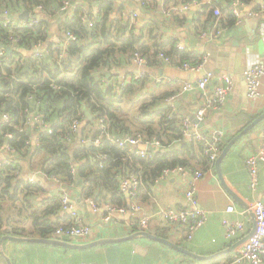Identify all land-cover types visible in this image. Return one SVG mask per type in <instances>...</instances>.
<instances>
[{"label":"trees","instance_id":"obj_1","mask_svg":"<svg viewBox=\"0 0 264 264\" xmlns=\"http://www.w3.org/2000/svg\"><path fill=\"white\" fill-rule=\"evenodd\" d=\"M63 1L0 0V13L6 6L20 11L42 5L47 14L35 26L17 29L20 49L6 53L8 65L0 59V111L12 117L10 123L0 120V145L7 141L19 152L18 162L0 165V242L7 235L52 238L56 227L73 223L71 215L67 216L66 223L61 222L65 210L62 192H48L41 179L31 181L24 176L25 168L34 169L33 158L39 161L36 170L40 169L43 175H55L67 186L77 188L83 199L92 198L98 205L108 202L117 206L127 203L121 190V177L130 172L140 173V188L150 189L165 168L205 171L211 165L200 143L180 142L184 120L171 114V106H160L176 92L164 91L158 95L144 92L152 81L149 74L118 84L120 74L115 71L117 66L128 63L126 57L136 51L147 56L150 68L160 65L159 52L169 56L173 64L181 65L200 63L202 54L193 56L186 48L179 49L175 39L160 33L155 19L140 28L130 25L131 19L123 14V7H117V0H82L81 4L79 0H71L75 8L60 16ZM189 1L192 0H169L168 5ZM232 2L205 3L198 17H205L204 24L210 27L217 19L221 20L222 27L226 20L234 25ZM94 6L99 9L96 16ZM215 8H220L219 17L214 13ZM58 16L57 30L71 31L77 37L70 41L62 59L59 58L60 41L48 42L53 20ZM85 16L90 17L92 25L84 20ZM186 16V13H175L171 18L182 22ZM9 35L0 22V49L8 47ZM39 42L44 48L35 53L33 47ZM17 56L25 57L24 62H13ZM14 74L24 81L12 78ZM127 102L131 105L126 109ZM86 109L93 115L88 127L73 134V143L67 142L70 123L76 117L85 119ZM31 111L40 113L52 131L42 130L37 124L26 126L25 120ZM100 119L105 121V130L100 128ZM6 133L14 136L5 139ZM99 135V146L77 142ZM109 135H141L145 140L157 139L161 146H151V154L142 156L138 153L139 147L132 151L121 148ZM160 228L152 231L170 239L168 228ZM176 243L183 245V241ZM188 260L195 262L192 257ZM233 261L221 257L192 264H233Z\"/></svg>","mask_w":264,"mask_h":264},{"label":"crops","instance_id":"obj_2","mask_svg":"<svg viewBox=\"0 0 264 264\" xmlns=\"http://www.w3.org/2000/svg\"><path fill=\"white\" fill-rule=\"evenodd\" d=\"M202 1L213 3V0ZM81 3L84 1L79 0L78 4ZM162 3V0H147V3L143 5L140 1L117 0V7H123L125 10H122L123 12L137 11L136 26L138 28L150 20H157L160 33L168 38L178 35L187 51L191 52L193 56L202 54L203 51H209L210 58L205 68L200 71H188L183 69L181 64H173L163 68H150L147 65L141 69L135 64L125 62L124 65L117 66L115 71L119 74L146 71L152 75L154 80L159 77L168 79L169 83L162 86H155L151 83L152 81H149L150 84L146 86L144 92L149 91L150 95H158L164 91L176 92L177 96L172 102H179L178 106L170 101L162 102L160 106H171V114L184 121L187 120L188 114L195 110L198 111L202 106L200 90L182 91V86L186 82H197L208 70L233 75L235 87L229 96L228 104L223 110L212 109L207 111L202 121L203 125L200 127V130L203 131L223 130L227 136L228 144L251 123L264 115V76L261 79L260 93L254 99L247 95V82L244 76V71L254 63L261 62L264 64V14L258 16L252 14L260 9V0H242L239 6L242 21L239 24L237 20L234 25L226 20L225 26L222 27L219 19L218 23L223 31L215 38L201 36L202 32H212L213 25L209 23L212 26H206L204 24L206 18L198 17L200 9L196 8L184 12L187 14L186 19L178 22L176 19L173 20V18H168L162 14ZM87 8L90 7L87 6ZM164 18L170 19V21H165ZM18 19L26 20L21 17V13L18 14ZM58 19L59 17H55L53 20L52 34L56 31L55 25ZM202 27L206 29L202 30ZM87 111L90 110H85V119L80 126L81 130L88 127L91 120L86 115ZM263 130L264 118L236 141L221 162L222 178L216 167V161H211L210 167L204 171V176L197 181L195 192L197 207L204 209L208 216L206 222L194 232L191 239L182 238L179 234H175L157 213L164 207L180 209L186 206L185 192L192 180V174H178L156 181L150 189L140 188L138 199L145 206L146 211L152 215L151 231L166 227L169 230L170 239L175 243L177 240L183 241L181 246L189 251L204 256L218 254L214 258L226 257L234 260L244 243L243 238L253 229L254 221L250 215H242L239 211L227 212L226 210L229 206L242 210L246 206V200L264 199V162L260 165V184L256 190L250 188V177L246 167V157L259 150ZM33 160L39 162L38 158H33ZM35 168L33 170L25 168L24 176L30 179L36 171ZM37 179L42 180V184L48 192H61L60 185L54 181H49L44 177ZM75 186L77 187L76 184ZM125 197L128 203L129 195L125 193ZM71 200L84 221L94 228L92 239L71 241L72 243L85 244L106 238L116 239L141 230L137 225L131 224L132 215L129 213H119L111 221H103L104 211L93 209L89 203L85 202L77 188L72 189ZM106 204L108 202L101 205L105 206ZM70 215L72 212L64 210L61 222L66 223L68 221L67 216ZM226 217L231 220L243 221L247 233L235 238H227L223 225V219ZM182 231L185 230L182 229ZM3 250L13 264H188L190 263L188 257H192L174 250L162 242L144 237L105 242L90 248H70L48 243L5 240ZM5 255L0 249V264H8ZM192 259L195 260L192 263L208 261L194 257ZM240 264L250 263L245 261Z\"/></svg>","mask_w":264,"mask_h":264},{"label":"built area","instance_id":"obj_3","mask_svg":"<svg viewBox=\"0 0 264 264\" xmlns=\"http://www.w3.org/2000/svg\"><path fill=\"white\" fill-rule=\"evenodd\" d=\"M140 1L143 5L146 4V0H132ZM161 11L162 14L168 18H171L175 13H184L191 11L192 9H204V4L206 1L202 0H192L185 3H177L168 5V0H162ZM241 0H233L231 6L233 13L236 17L237 23H241L242 16L240 13ZM75 8V4L71 0H64L63 5L60 8V16L70 13ZM94 16L99 12L97 6H94ZM22 11L12 10L10 7H2L0 13V22L2 26L7 28L9 32V45L8 47L0 49V59L2 64H9V59L6 57L7 54H11L14 50L20 48L17 47L19 42V36L16 33L17 29H23L27 27L35 26L40 18L47 17L46 12L43 10L42 5H35L32 10H29L30 17L26 20L18 19V14ZM214 13L216 16L221 15L220 8H215ZM124 15L131 19L130 25H137L138 12L131 10L129 12H123ZM255 16L264 14V0H260V9L252 13ZM59 17V16H58ZM119 19V18H118ZM84 20L92 25L90 17L85 16ZM219 19H217L213 25V31L210 33L202 32L201 36H209L211 38L218 37L223 28L219 26ZM173 39L177 41L176 46L179 49H184L185 45L178 35H173ZM77 37L71 31L63 30L56 31L51 34L48 42L52 40L60 41L58 46L60 49L59 58L62 59L66 55V48L70 41L76 40ZM11 48L12 52L8 53L7 49ZM44 44L39 42L33 47V52L38 53L43 50ZM210 58L209 51L202 52V60L198 64H191L190 62H185L181 67L188 71H200L205 68L208 60ZM25 57L17 56L13 58V62L16 64L23 63ZM157 59L160 61V65L157 68H163L166 66H172V59L165 55L163 52L157 54ZM126 61L130 64H135L136 66L143 69L148 65V58L143 53L136 51L126 57ZM98 74H101L100 72ZM145 74H149L146 71H137L128 75L126 73L120 74L118 77V84H126L134 79H138ZM150 75V74H149ZM244 76L247 82V95L249 98L254 99L260 93L261 79L264 76V64L261 62L254 63L244 71ZM152 84L155 86H162L165 83H169V80L164 77L153 79L150 75ZM12 78L18 81H24V78L14 74ZM212 83V84H211ZM211 84V85H210ZM1 87V86H0ZM212 87V88H211ZM234 78L233 75L224 73H216L214 71H206L204 76L200 78L197 82H186L182 86V91H189L198 89L202 93V106L197 111L196 116L199 121H203L207 111L216 109L223 110L228 104V99L231 93L234 91ZM176 95L171 96L167 101L172 102ZM182 126L183 138L186 141H196L201 144L204 149L205 154H207L212 162L217 161L221 155L224 145L227 142V136L223 130H212L203 131L200 130V125L193 122L191 119L186 118ZM0 120L6 124L10 123L12 117L8 113H2L0 111ZM83 119L76 117L72 120L68 127V133L66 135V140L69 143H73L75 138L73 136L77 131H81L80 126ZM37 124L42 130H48L49 124L44 121L40 113H35L31 111L26 120L25 125ZM100 128L105 130L106 124L103 119H100ZM52 130L49 129V132ZM13 133H6L5 139L12 138ZM110 136L112 142L116 143L119 147L125 148L127 150H134L139 147L138 153L142 156L150 155L151 146L160 147L161 144L157 139L145 140L141 135L132 136L126 135L124 137ZM82 145L94 144L99 146L101 143V135L97 137H87L78 140ZM77 141V142H78ZM37 142V138L34 139V143ZM78 142V143H79ZM19 152L16 147L10 145L7 141L0 145V165L2 163H11L19 161ZM264 162V130L262 131V137L260 139L259 150L255 154H251L246 157V167L250 177V188L256 190L260 184V165ZM204 171L192 170L191 168L184 167H173L165 168L159 180L167 179L169 177L178 174H192V180L190 181L189 187L185 192L187 204L183 208H171L164 207L159 210L157 215L161 217L165 223L170 227L175 234H179L182 238L191 239L194 232L198 230L207 220V212L197 207V200L195 199V192L197 189V181L204 176ZM38 177H44L49 181H54L56 184L60 185L62 192V199L65 205V210L72 212L71 218L73 223L71 225H60L56 227L52 233V238L61 239L66 241H82L90 240L94 237V228L86 223L80 213L72 204L71 195L73 187L67 186L60 178L55 175H43L40 169L36 170L31 181L38 180ZM141 185V174L138 172H130L126 176L121 177V190L129 195V201L126 205H113L106 204L98 205L92 198H84L85 202L89 203L91 207L95 210L104 211L103 221L109 222L117 214H131V224L137 225L141 230L151 231L152 228V215H150L145 206L138 199V192ZM71 189V190H70ZM227 212L239 211L242 215H250L255 224L254 233L245 240L239 253L235 256L233 264H240L242 262H248L250 264H264V199H250L246 200V206L242 210H237L234 206H229L226 210ZM223 225L225 227V236L229 239L238 237L247 233L246 225L241 220H231L228 217L223 219ZM254 227V225H253ZM182 229L185 231L183 232ZM192 264V263H188Z\"/></svg>","mask_w":264,"mask_h":264},{"label":"water","instance_id":"obj_4","mask_svg":"<svg viewBox=\"0 0 264 264\" xmlns=\"http://www.w3.org/2000/svg\"><path fill=\"white\" fill-rule=\"evenodd\" d=\"M21 17L24 19H28L30 17V12L29 10H24L21 13ZM8 53L12 52L11 48L7 49ZM110 76V73L108 74ZM174 103V102H171ZM176 106H178L179 102H175L174 103ZM197 110H195L193 113L188 114V116L186 118L191 119L193 122L198 123L200 126L203 125V122L199 121L197 116H196ZM86 115L89 118H92L93 115L90 111L86 112ZM262 118H264V115H262L261 117H259L257 120H255L253 123H251L243 132H241L236 138L232 139L223 149L221 155L219 156V158L216 161V167L219 171L220 177L222 178V173H221V162L225 159V157L227 156V154L230 152L231 148L234 146V144L236 143V141L245 133L247 132L249 129H251L253 126H255ZM186 141V139H182L180 142H184ZM179 142V143H180ZM179 143L176 144V146L179 145ZM89 144H87V146H89ZM172 147H168V149H170ZM232 194V193H231ZM234 197H236L234 194H232ZM255 224L253 229L251 230V232L243 238L244 242L246 239H248L255 231ZM137 237H144V238H148V239H152L155 241H159L162 242L166 245H168L169 247H171L174 250H177L179 252L191 255L192 257L196 258V259H202V260H209L212 259L214 257H216L218 254H214L211 256H204L201 254H197L195 252L189 251L188 249H186L185 247L173 242L171 239L169 238H164L161 236L156 235L155 233H153L152 231H145V230H139L136 231L130 235H127L125 237H120V238H116V239H102L99 241H93L91 243H85V244H77V243H72L71 241H66V240H61V239H55V238H43V237H27V236H16V235H7L4 236L1 239L0 242V249L3 253V255H5V251L3 250V242L5 240H9L12 242H36V243H48V244H53V245H61V246H66V247H70V248H87V247H93L95 245L101 244V243H105V242H112V241H123V240H128V239H132V238H137ZM220 254V253H219ZM6 256V260L8 262V264H13L12 260L7 256Z\"/></svg>","mask_w":264,"mask_h":264},{"label":"rangeland","instance_id":"obj_5","mask_svg":"<svg viewBox=\"0 0 264 264\" xmlns=\"http://www.w3.org/2000/svg\"><path fill=\"white\" fill-rule=\"evenodd\" d=\"M131 105V103L130 102H127L126 104H125V106H126V109L128 108V106H130ZM35 166H37V161L34 163V168H35Z\"/></svg>","mask_w":264,"mask_h":264}]
</instances>
